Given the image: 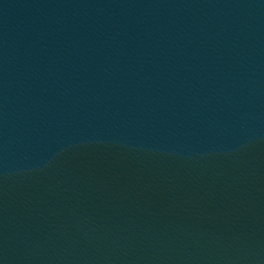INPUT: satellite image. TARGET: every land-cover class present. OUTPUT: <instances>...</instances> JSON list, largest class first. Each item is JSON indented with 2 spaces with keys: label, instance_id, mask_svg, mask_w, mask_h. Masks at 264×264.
I'll return each mask as SVG.
<instances>
[{
  "label": "water",
  "instance_id": "95a60500",
  "mask_svg": "<svg viewBox=\"0 0 264 264\" xmlns=\"http://www.w3.org/2000/svg\"><path fill=\"white\" fill-rule=\"evenodd\" d=\"M0 264H264V0H0Z\"/></svg>",
  "mask_w": 264,
  "mask_h": 264
}]
</instances>
